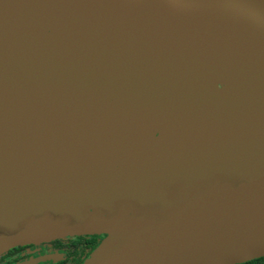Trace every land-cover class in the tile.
<instances>
[{
    "label": "water",
    "instance_id": "water-1",
    "mask_svg": "<svg viewBox=\"0 0 264 264\" xmlns=\"http://www.w3.org/2000/svg\"><path fill=\"white\" fill-rule=\"evenodd\" d=\"M264 257V0H0V257Z\"/></svg>",
    "mask_w": 264,
    "mask_h": 264
},
{
    "label": "flooded vegetation",
    "instance_id": "flooded-vegetation-1",
    "mask_svg": "<svg viewBox=\"0 0 264 264\" xmlns=\"http://www.w3.org/2000/svg\"><path fill=\"white\" fill-rule=\"evenodd\" d=\"M104 238V235L68 236L20 245L2 255L0 264H85Z\"/></svg>",
    "mask_w": 264,
    "mask_h": 264
},
{
    "label": "trees",
    "instance_id": "trees-1",
    "mask_svg": "<svg viewBox=\"0 0 264 264\" xmlns=\"http://www.w3.org/2000/svg\"><path fill=\"white\" fill-rule=\"evenodd\" d=\"M92 250L93 249H91L90 252ZM244 264H264V257L260 258V259H256V260L250 261V262H247V263H244Z\"/></svg>",
    "mask_w": 264,
    "mask_h": 264
}]
</instances>
